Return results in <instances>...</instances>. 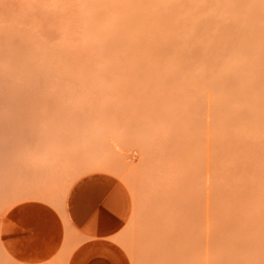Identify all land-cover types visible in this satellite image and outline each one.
Wrapping results in <instances>:
<instances>
[{
    "label": "rangeland",
    "instance_id": "1",
    "mask_svg": "<svg viewBox=\"0 0 264 264\" xmlns=\"http://www.w3.org/2000/svg\"><path fill=\"white\" fill-rule=\"evenodd\" d=\"M150 1L0 0V264H264V0Z\"/></svg>",
    "mask_w": 264,
    "mask_h": 264
},
{
    "label": "bare ground",
    "instance_id": "2",
    "mask_svg": "<svg viewBox=\"0 0 264 264\" xmlns=\"http://www.w3.org/2000/svg\"><path fill=\"white\" fill-rule=\"evenodd\" d=\"M108 1H110V0H108ZM130 1V0H129ZM134 1V0H133ZM183 1H186V0H183ZM188 1V0H187ZM193 1H197V2H199L198 4H197V11H198V14L200 13V14H202V12L201 11H205V13H207V11H209V10H214V12H213V14H211L212 13V11H210V14L209 15H212L211 16V18H213V20H211V21H209V23H207V21H206V24L209 26H207L206 28H208V30L209 31H211L212 30V28H213V30H214V32H215V34H216V32H217V29H221V31H222V29L224 28V27H222V26H220L222 23H221V20H223V19H225L224 18V13L226 12V13H228V12H230L229 10H231V12L232 11H235L236 9H237V7H241V8H243V9H245V8H247V7H251V3H250V1L249 0H207V1H204V3L202 2V1H200V0H193ZM127 2H128V0H127ZM139 2V1H138ZM138 2H136L137 4H138ZM189 2V1H188ZM188 2H186V4H189ZM119 3V2H118ZM118 3H116L117 5L116 6H118L119 7V4ZM129 3V4H128ZM127 4L129 5V7L131 6V7H134V4L132 3L131 4V2H128ZM156 3H159V0H152V2L150 1V6L151 5H153V4H156ZM200 3H201V5H200ZM125 4H126V2H125ZM160 4V3H159ZM170 4H172V3H170ZM185 4V3H184ZM185 4V5H186ZM139 5V7H141V6H143V5H140V4H138ZM167 5V4H166ZM175 5V4H174ZM192 5V4H191ZM198 5H200V6H198ZM204 5V6H203ZM169 6V5H168ZM167 6V7H168ZM172 6H173V4H172ZM201 6H203V8H201ZM104 7V6H103ZM130 7V8H131ZM138 6L137 7H134V8H139ZM189 9H188V8ZM117 8V7H116ZM169 8V7H168ZM171 8V7H170ZM174 8H175V6H174ZM177 8V7H176ZM186 8H187V11H185V12H182V14H183V16H182V18H181V20L180 19H178V22L179 23H181L182 22V24H184V27H187L188 29L190 28V26H194V25H192V24H194L195 23V16H196V12H193V11H190V9L192 10L193 8L192 7H189L188 5L186 6ZM241 8H240V11H241ZM172 9H173V7H172ZM200 9V10H199ZM203 9V10H202ZM239 9V8H238ZM249 9V8H248ZM248 9H246V10H248ZM130 10V9H129ZM127 10L128 12L127 13H129V15H130V13H131V16L130 17H132V18H130V19H133V18H136V17H133L134 15H136V14H138L136 11H141V10H133V12H131L132 10ZM176 10V9H175ZM179 10V11H178ZM245 10V12H247ZM150 11V10H149ZM149 11L147 12L148 13V15L150 16L151 14L149 13ZM176 11H178V12H180V9H178L177 8V10ZM175 11V12H176ZM184 11V10H183ZM124 12V11H123ZM242 13H243V11H241ZM126 13V12H125ZM177 13V12H176ZM133 14V15H132ZM142 15H143V13H141ZM180 14H181V12H180ZM180 14H178L177 13V15L178 16H180ZM181 14V15H182ZM199 14V15H200ZM208 14V13H207ZM233 14H235V13H233ZM248 14V13H247ZM153 15V14H152ZM176 15V16H177ZM232 15V14H231ZM138 16V15H137ZM177 16V17H178ZM223 16V17H222ZM220 19H219V18ZM221 17H222V19H221ZM140 18V17H139ZM138 18V19H139ZM179 18V17H178ZM210 18V19H211ZM244 20V19H243ZM202 21V20H201ZM200 21V22H201ZM204 21V20H203ZM224 21V20H223ZM225 21H227L226 19H225ZM229 21V20H228ZM160 22V23H159ZM158 23H159V25H155L156 26V28H154L153 26V28H145V29H139V31H137L136 30V33H138L137 35H139L140 37H141V42H140V45L142 46V47H144V48H146V47H150V46H152V44L155 42L156 43V38H157V36L155 37L154 35L155 34H153L152 35V31H153V29H155L154 31H157L156 29H158V26H160V27H162L161 26V24L162 25H165L166 23H168V21L164 18V19H162V20H160V21H158ZM197 23H198V21H197ZM217 23H220L219 24V26H217ZM226 23V22H225ZM229 23V22H228ZM242 23V22H241ZM230 24H231V22H230ZM201 25H202V23H201ZM229 25V24H228ZM166 26V25H165ZM200 26V25H199ZM235 26H237V23L234 25V27ZM241 26V25H240ZM244 26V25H243ZM159 27V28H160ZM164 27V26H163ZM162 27V28H163ZM192 27H191V29H192ZM234 27H232V28H234ZM205 28V29H206ZM230 28V27H229ZM245 28V27H244ZM164 29H167V27H164ZM163 29V30H164ZM225 29V28H224ZM227 29H228V27H227ZM170 30V29H169ZM213 30H212V32H213ZM229 30V29H228ZM173 31H175L174 29H173ZM172 30H171V32H173ZM230 31H232V30H230ZM234 31H236V29L234 28ZM135 32V31H134ZM187 32V31H186ZM220 32V31H219ZM224 32V31H223ZM135 33V34H136ZM173 34H174V32H173ZM175 34H176V31H175ZM174 34V35H175ZM220 34V33H219ZM172 35V34H171ZM193 35V34H192ZM210 35H211V33H210ZM212 36H214V34H212L211 35V37ZM216 36V35H215ZM222 36V35H221ZM162 37V36H161ZM160 37V39H161V41H162V38ZM204 37V36H203ZM217 37V36H216ZM248 37V36H247ZM174 38H175V36H174ZM177 38V37H176ZM175 38V39H176ZM205 38V37H204ZM157 39H159V38H157ZM165 39H166V37H165ZM206 39V38H205ZM217 39H219V38H217ZM164 40V39H163ZM168 40H172L173 42H168ZM168 40H167V43H169V44H172V43H177L178 42V40H177V42H176V40L174 41V39L172 38V39H169L168 38ZM221 40H223V39H221ZM158 41V40H157ZM160 41V40H159ZM182 41V40H181ZM218 41V40H217ZM231 41V40H230ZM230 41H229V43H230ZM203 42V41H202ZM221 42V41H220ZM124 44H126L127 42H123ZM154 43V44H155ZM163 43V42H162ZM179 43H180V40H179ZM179 43H177L178 45H179ZM218 43V42H217ZM222 43H224V42H222ZM235 42H232L231 44H234ZM157 44H158V42H157ZM165 44H166V41H165ZM176 44V45H177ZM200 44H203V43H200ZM204 44L208 47H210V45L212 46V42L209 40V41H206L205 40V42H204ZM219 44V43H218ZM236 44V43H235ZM234 44V45H235ZM167 45V44H166ZM173 45H175V44H173ZM180 45L181 46H187V44H185L184 45V43H183V45H182V43H180ZM179 45V46H180ZM168 46V45H167ZM204 46V45H203ZM202 46V47H203ZM213 46H214V44H213ZM212 46V47H213ZM212 47H210L211 49H212ZM218 47V46H217ZM219 47H221V45L219 46ZM218 47V48H219ZM169 48V47H168ZM187 48V47H186ZM203 48H205V47H203ZM167 49V48H166ZM165 49V50H166ZM170 49H171V47H170ZM169 49V50H170ZM185 49V48H184ZM206 49V48H205ZM207 49H209V48H207ZM217 49V48H216ZM175 50V49H174ZM178 50V49H177ZM187 50H188V48H187ZM213 50H214V48H213ZM212 50V51H213ZM229 50H232V49H229ZM234 50V49H233ZM128 51V50H127ZM209 51V50H208ZM128 53H130L129 51H128ZM127 53V54H128ZM127 54H126V56H127ZM129 55V54H128ZM133 55V54H132ZM125 56V57H126ZM129 56H131V55H129ZM236 57V58H235ZM233 58H235V59H233ZM233 58H232V60H230L229 62H227V63H222V62H219V63H221L220 64V66L219 67H217L216 69H218L219 70V72L217 71V72H215L216 71V69L214 68V66H210L211 68H213V69H215V71H214V74H212V75H210V76H212L211 77V79L212 80H209V81H214L215 83L217 82L218 84L220 83V90H222V91H220V92H225L228 96H232L234 99L236 98L237 99V97H238V99L240 100V98L242 99V97H243V95L244 94H242L241 95V93L239 94V92H241V91H243V89H244V86H247L249 83L246 81V80H244V83H242V82H240L241 81V79H240V81L238 80V78H237V80L239 81V84H237L238 82L237 81H235L234 80V78L232 77V76H230L231 74H228V76L229 77H227V76H225V78H224V76H223V74L221 75L220 73H221V71H220V69L221 70H224L225 69V67H234V69H236L237 67V69H239V67H240V65H238V60H237V56H233ZM239 58V57H238ZM142 61V60H141ZM232 61V62H231ZM138 62H140V60L138 61ZM143 62H145V61H143ZM143 62H140V63H143ZM210 62V61H209ZM208 62V63H209ZM240 62V61H239ZM140 63H137V64H135V65H137V68H138V64H140ZM206 63V62H205ZM218 63V62H217ZM144 64V63H143ZM142 64V65H143ZM211 64V63H210ZM212 64H214V63H212ZM246 64V63H245ZM142 65H140V66H142ZM208 65V64H207ZM207 65H205L204 64V66H201L200 68H201V70H199V71H202V67H204V70H206V69H209V68H207L208 66ZM248 64H246L245 66H244V68H246L249 72H251V73H254L255 72V68H258L259 67V69H260V67H262V69L261 70H259V71H261V74L262 73H264V71H262V70H264V65H260V63L258 64V63H254V64H251V65H248ZM145 66V65H144ZM216 66H218V65H216ZM135 67V66H134ZM243 67V66H242ZM210 68V69H211ZM141 69V68H140ZM212 69V70H213ZM231 69V68H230ZM230 69H228V70H230ZM233 69V68H232ZM233 69V72L235 71ZM242 69V68H241ZM198 71V72H199ZM204 72V71H203ZM202 72V73H203ZM206 73H207V71H205ZM201 72H200V74H202ZM205 73V74H206ZM216 73H217V75H216ZM219 73V74H218ZM259 74V73H258ZM260 74V75H261ZM227 77V78H226ZM239 77H241V75L239 76ZM243 79V78H242ZM237 82V83H235V82ZM208 83V82H207ZM207 83H206V85H207ZM213 83V82H212ZM221 87H222V89H221ZM207 88V87H206ZM209 89V88H208ZM206 91V90H205ZM208 91V90H207ZM242 96V97H241ZM226 98V97H225ZM235 99V100H236ZM226 99H224V100H222L223 102L225 101ZM229 101V100H228ZM230 101H234V100H231L230 99ZM229 101V102H230ZM227 102V101H226ZM207 103V102H206ZM227 104V103H226ZM222 105H223V103H222ZM69 111V110H68ZM67 112V111H66Z\"/></svg>",
    "mask_w": 264,
    "mask_h": 264
}]
</instances>
